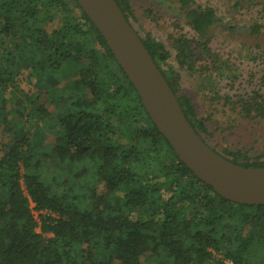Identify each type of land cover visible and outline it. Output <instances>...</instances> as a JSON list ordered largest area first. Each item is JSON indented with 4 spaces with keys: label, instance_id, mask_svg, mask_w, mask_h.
<instances>
[{
    "label": "trees",
    "instance_id": "trees-1",
    "mask_svg": "<svg viewBox=\"0 0 264 264\" xmlns=\"http://www.w3.org/2000/svg\"><path fill=\"white\" fill-rule=\"evenodd\" d=\"M257 1L233 7L253 12L243 26L252 39L264 34ZM115 2L212 149L207 119L181 93L182 72L201 79L208 68L198 64L209 61L223 85H261L252 60L239 61V73L212 50L213 7L179 0L191 36L171 35L166 48L135 28L130 0ZM245 48L264 62L259 45ZM212 75L203 79L216 85ZM249 89L235 106L264 124V90ZM212 150L264 168V152ZM143 263L264 264V206L227 201L180 161L76 0H0V264Z\"/></svg>",
    "mask_w": 264,
    "mask_h": 264
},
{
    "label": "rangeland",
    "instance_id": "rangeland-1",
    "mask_svg": "<svg viewBox=\"0 0 264 264\" xmlns=\"http://www.w3.org/2000/svg\"><path fill=\"white\" fill-rule=\"evenodd\" d=\"M133 7L136 22V29H146L154 34L156 39L169 48V37L185 34L190 37V31L183 16L179 15V0H130ZM258 0L257 3L259 4ZM202 7L210 6L217 10V18L221 21L214 30L217 39L214 43L216 47L212 50L221 56L223 60L229 61L231 69L242 70L239 61L245 64L253 62L254 75L260 80L261 85H223L225 78L218 81L219 73L212 75L211 64L204 61L198 65H203L208 69L204 75L211 74L214 82L208 79L190 77L182 72L180 83L181 93L190 96L200 117L207 119V125L211 136L204 138L206 143L212 148L222 153L229 151H240L246 157L253 159L264 152V124L257 123V120L247 118L240 113L241 95L250 92L251 86H260L264 90V70L263 60H256L250 52H246L245 47L252 49L259 45L264 49V34L254 39L245 34V28L253 21V12H245L244 8L233 9L237 0H196ZM196 7V5H195ZM230 26H236L233 31H229ZM220 35V37L218 36ZM225 37V38H224ZM211 61V59H210ZM212 62V61H211ZM198 66V67H199ZM245 70V69H244ZM247 71V70H246ZM240 73V72H239ZM248 73L243 74L247 80L254 79L253 74L249 78ZM227 76V74H224ZM232 76V75H231ZM20 88L29 94L35 93L33 85L19 83ZM251 96V95H250ZM249 96V97H250ZM34 219L39 223V212L34 210V205H30ZM39 231V229H37ZM145 264V263H143Z\"/></svg>",
    "mask_w": 264,
    "mask_h": 264
},
{
    "label": "water",
    "instance_id": "water-1",
    "mask_svg": "<svg viewBox=\"0 0 264 264\" xmlns=\"http://www.w3.org/2000/svg\"><path fill=\"white\" fill-rule=\"evenodd\" d=\"M134 87L153 125L180 161L229 202L264 206V168L237 166L210 149L191 127L176 96L115 0H76Z\"/></svg>",
    "mask_w": 264,
    "mask_h": 264
}]
</instances>
